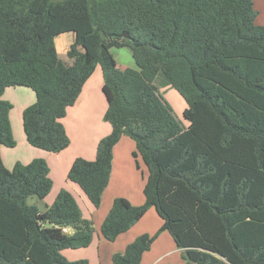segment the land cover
Masks as SVG:
<instances>
[{"label":"trees","instance_id":"16d2710c","mask_svg":"<svg viewBox=\"0 0 264 264\" xmlns=\"http://www.w3.org/2000/svg\"><path fill=\"white\" fill-rule=\"evenodd\" d=\"M257 13L253 0H0V149L15 146L5 88L35 93L21 115L25 139L57 153L70 142L62 119L99 66L111 130L95 158H75L66 178L98 208L113 147L126 135L147 170L144 201L114 198L100 234L113 241L149 208L161 219L111 264H139L161 231L184 264H264V24L255 23ZM69 32L67 63L55 39ZM112 47H128L136 67L120 68ZM157 77L184 99L186 125ZM51 187L43 158L8 169L0 153V264H87L61 254L87 247L95 234L73 194L61 189L43 211L27 201L42 200Z\"/></svg>","mask_w":264,"mask_h":264},{"label":"crops","instance_id":"0c3cea01","mask_svg":"<svg viewBox=\"0 0 264 264\" xmlns=\"http://www.w3.org/2000/svg\"><path fill=\"white\" fill-rule=\"evenodd\" d=\"M253 6L258 12L255 23L263 25L264 0H253ZM98 67H95L93 73L85 81L77 100L67 109L62 119L70 142L64 150L57 153L31 146L25 139L23 128L15 130L16 126H22V111L35 101V93L27 87L5 88L2 98L12 105L9 119L15 146L12 148L3 146L0 153L8 169H11L16 162L26 164L33 158H43L47 162L52 187L49 193L40 200L44 207L53 202L61 189L68 190L83 202L87 214L91 216L95 234L87 247L78 250H64L63 256L70 261L85 259L87 264H111L112 255L123 252L126 245L137 236L144 233L154 234L161 225V219L153 208H149L131 228L119 234L113 241L104 239L100 234V225L114 198L125 197L133 205H141L144 201L143 186L147 179H145L144 165L142 166L143 162L139 156L133 157L135 144L126 135H122L113 147L109 181L102 193L98 208H93L78 185L66 178V173L75 158L82 157L87 160L95 158L98 141L111 130L110 124L103 119L106 103L101 93L103 79ZM161 82L163 83V80ZM169 89L167 87V90ZM17 117L19 118L16 119ZM73 138L79 140V149L72 148ZM137 171L140 173V178ZM183 263L182 250L175 246L166 231H161L151 243L150 248L143 253L139 264Z\"/></svg>","mask_w":264,"mask_h":264},{"label":"rangeland","instance_id":"374dc122","mask_svg":"<svg viewBox=\"0 0 264 264\" xmlns=\"http://www.w3.org/2000/svg\"><path fill=\"white\" fill-rule=\"evenodd\" d=\"M73 38H74V34L69 32V33L61 34L60 36H58L55 39V41H56L55 44H56V48H57L59 57L63 61H66L67 63H70V60L66 57V53L65 52L68 49V46L70 45V42L72 41L71 39H73ZM110 51H111V53H112L117 65L120 68H126V67L135 68L136 67L135 63H134V60H133V58L131 56V51H130V49L128 47H120V48L112 47L110 49ZM96 67H98V66H96ZM154 83L158 87V89L160 90V94L162 95V97L171 106L176 118L181 122V124L186 125V121L182 117L183 108L186 107L185 101L182 98V96L175 89H173L172 87H169L170 85L165 87L164 84H166V83L163 84L161 82V80H160V77H157L155 79ZM167 87L170 88V89L167 90ZM102 95H103V93H102ZM103 98H104V96H103ZM104 100H105V98H104ZM105 103H106V101H105ZM18 118L19 117H17L16 119H18ZM69 122H70V119H69ZM19 128H22V126L21 125L18 126V127L16 126L15 130H17V129L19 130ZM72 140H73L72 148L73 149L74 148H78L79 149V147H80L79 140L77 138L76 139L73 138ZM141 164H142V166L144 165L143 163H141ZM143 168L145 170V179H146L147 178V170H146L145 166H143ZM138 174H139V178H140V173L138 172ZM74 197H76L75 199H76V201H77V203L79 205V208L81 209L82 216L84 215L85 216V217L83 216L84 218H88V217L91 218V216H89L87 214L83 202H81V200L77 196H74ZM27 201H28V203H34L38 207V209L40 211H43L45 209L43 203H41V201L39 199H37L36 197H30V198H28ZM64 250H67V249H64ZM64 250L61 251L62 255H63L62 252ZM69 250H78V249H69ZM185 261H184V263H185Z\"/></svg>","mask_w":264,"mask_h":264},{"label":"water","instance_id":"95a60500","mask_svg":"<svg viewBox=\"0 0 264 264\" xmlns=\"http://www.w3.org/2000/svg\"><path fill=\"white\" fill-rule=\"evenodd\" d=\"M121 36H123V37H127V35H126L125 33H122Z\"/></svg>","mask_w":264,"mask_h":264},{"label":"built area","instance_id":"2783aa9c","mask_svg":"<svg viewBox=\"0 0 264 264\" xmlns=\"http://www.w3.org/2000/svg\"><path fill=\"white\" fill-rule=\"evenodd\" d=\"M63 230H64V231H67L68 229H65V228H64Z\"/></svg>","mask_w":264,"mask_h":264}]
</instances>
